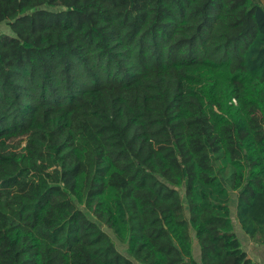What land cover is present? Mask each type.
Returning a JSON list of instances; mask_svg holds the SVG:
<instances>
[{"label": "trees", "instance_id": "obj_1", "mask_svg": "<svg viewBox=\"0 0 264 264\" xmlns=\"http://www.w3.org/2000/svg\"><path fill=\"white\" fill-rule=\"evenodd\" d=\"M0 26V264H258L262 0H0Z\"/></svg>", "mask_w": 264, "mask_h": 264}, {"label": "crops", "instance_id": "obj_2", "mask_svg": "<svg viewBox=\"0 0 264 264\" xmlns=\"http://www.w3.org/2000/svg\"><path fill=\"white\" fill-rule=\"evenodd\" d=\"M235 229L252 260L258 264H264V245L254 243L250 237L244 233L238 221H235Z\"/></svg>", "mask_w": 264, "mask_h": 264}, {"label": "rangeland", "instance_id": "obj_3", "mask_svg": "<svg viewBox=\"0 0 264 264\" xmlns=\"http://www.w3.org/2000/svg\"><path fill=\"white\" fill-rule=\"evenodd\" d=\"M262 1H263V3H264V0H262ZM0 29H5V30H6V26H5V27L0 26ZM117 245H118V247H119L120 249H124V247H123L121 244L117 243Z\"/></svg>", "mask_w": 264, "mask_h": 264}]
</instances>
